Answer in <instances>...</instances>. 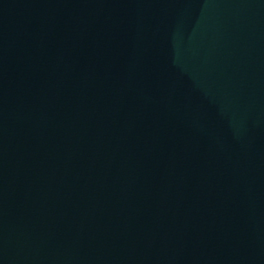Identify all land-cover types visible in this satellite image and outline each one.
<instances>
[{"label": "water", "instance_id": "95a60500", "mask_svg": "<svg viewBox=\"0 0 264 264\" xmlns=\"http://www.w3.org/2000/svg\"><path fill=\"white\" fill-rule=\"evenodd\" d=\"M0 264H264V0H0Z\"/></svg>", "mask_w": 264, "mask_h": 264}]
</instances>
